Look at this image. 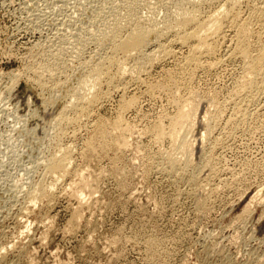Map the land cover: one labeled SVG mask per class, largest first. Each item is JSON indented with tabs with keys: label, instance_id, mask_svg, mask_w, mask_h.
<instances>
[{
	"label": "rangeland",
	"instance_id": "obj_1",
	"mask_svg": "<svg viewBox=\"0 0 264 264\" xmlns=\"http://www.w3.org/2000/svg\"><path fill=\"white\" fill-rule=\"evenodd\" d=\"M150 2L155 1L150 0ZM249 4L251 5L252 2L241 3L240 11L243 16L247 15ZM98 6V0H0V253L4 252V255L2 253L0 255V264H258L259 261V264H264V201H262L264 200V93H262L264 83L263 86L261 85V90L245 92L244 95L235 89L237 85L234 86V83L237 81L235 83L237 84L242 77L239 75L243 74L244 66L238 57L227 54L229 52L227 46H233L232 41L227 45L232 36L230 31L226 32L230 34V36L226 34V42L218 46L219 50L223 49L219 52L217 48L214 57L204 61L205 64L204 66L202 64L200 69H192L191 66L185 65L183 67L181 60L187 53L186 48L171 45L176 53L173 57L177 59L171 56L170 58H158L153 64L146 66L143 74L141 72L135 76L136 78L126 77L127 80L124 81V85L127 84L126 89L124 85L121 86L124 92L119 88V90H109L112 92L108 93L104 87L107 95L100 100L102 105H99L101 104L99 102L88 117H81L78 123L66 125L63 131L64 136L61 135L58 140L56 139L54 119H57L61 108L72 99L67 95H72V89L77 85L76 81L78 82L80 74L85 70L84 61L88 60V57H92L93 59H89L93 61L94 55L98 57L107 50L104 44H97L92 38L98 35L106 22L109 23L112 20V17L109 19L111 15L108 14L109 11L113 12L111 11L112 6L109 5L111 7L105 10L102 8L101 10ZM208 7V5H203L202 10ZM208 10L210 8L204 12ZM163 12V10L158 11V19L163 16ZM255 29L258 30L257 26ZM84 40L87 42L85 43ZM261 41L262 39L258 40L257 35L251 39L255 49ZM58 43L61 44V48L68 45L62 49L67 51V54L64 52L65 57L63 56L67 59L63 58L67 64L65 69L59 71L65 76L57 73L59 76L56 75L54 81L55 83L60 82L58 86L53 83V80L49 81L48 77H45L44 89V86L42 87L34 79L33 72H30L31 67L37 68L41 63L46 62L53 63V56L50 55L60 49ZM97 45L99 47L102 45L103 48H98ZM176 51L182 52L177 53ZM73 55H75V60ZM67 56L72 59V63L74 62L71 64L72 67L68 64L71 60L66 58ZM215 57H221L219 60L217 58V61L221 59L224 61L217 62ZM81 60L83 69L78 65ZM176 69L177 71L173 72ZM168 71L172 75L167 74ZM188 74H190L189 77H187ZM169 76L171 80L167 78ZM174 77L175 82L172 80ZM186 78H188L187 81ZM148 83L154 87L151 89ZM175 83L178 85V91H175L177 90ZM165 84L166 88L163 87ZM160 85H163L162 89H158ZM67 86L70 87L71 93L68 92ZM52 87H55L56 92ZM50 89L53 90L52 93ZM234 92L239 95L235 96ZM172 93H177V95L173 96ZM249 96L251 99L248 98ZM171 97L174 100L194 97L200 110L194 120L193 133L190 134L193 135L192 139H195L190 168H195L192 169L193 171L188 168L187 174L185 172L183 177L176 176L167 170L166 157L171 153L175 154L171 141L165 137L166 139L158 142L155 136V128L162 124V127L167 129L169 121L177 113L179 103L184 102V99L181 102L178 99L179 103L176 101L175 103H178L176 105ZM129 98L134 103H131L130 108L126 107L129 110L122 108L127 99V102L130 101ZM242 101L243 104L240 105ZM238 103L240 106L238 113L243 111V114L240 113L242 115L237 114ZM243 105L248 113L242 109ZM214 108L217 110L215 111ZM218 109L221 115L218 114L219 117L212 124L210 135L201 143L199 136L204 131L205 125L202 116L204 112L214 114ZM117 113L124 116L123 122L127 123L125 127L132 130L126 128L129 132L125 133V138H122V134L126 130L120 131L113 126L115 118L118 117ZM68 114L71 116L72 112ZM245 115H248V118ZM71 129L76 130V133H72ZM112 131L114 134H111ZM96 134L99 140L96 139ZM51 135L55 137L52 138ZM49 136L54 140L49 139ZM93 137L95 139H92ZM119 138L124 139L125 143ZM116 141L124 148L115 147ZM126 142L127 145H124ZM88 143L90 144L87 145ZM57 144L62 145L61 150L58 149ZM59 150L61 152H58ZM64 151L69 154L67 158H70V161L67 160L70 162H68L69 173L56 182L58 176L55 178L43 170L44 161L51 155L60 156ZM207 159H210L211 165ZM205 160L209 165V170ZM204 164L206 167L203 166ZM162 165L165 167L163 168ZM99 170H102L100 175L97 173ZM103 172L106 173L103 174ZM190 173L199 178L196 184L191 181L190 184ZM97 174L101 178H98ZM170 174L173 176L171 177ZM47 175L49 177H46ZM87 179L95 182L90 183L93 184V189L94 187L97 189L96 191L95 189L89 191L88 188L80 190V187H83L80 180L83 183ZM39 182H44V185L50 187L48 189L51 187L53 189L54 184L58 188L54 187L55 190H49L51 194L46 199H38L34 202L28 198L29 196L27 197L26 193H29L28 190L32 185ZM194 185L197 186L195 189ZM190 186H193V192L198 188L200 194L197 191L195 194L191 192ZM67 187H70L68 191ZM78 187L79 190H77ZM72 190L76 195L80 192L88 194H82V197L75 194L68 196L67 194H72ZM92 191L98 192L94 194L91 193ZM89 193L92 194L91 197ZM74 196L77 200L81 198V202L86 199L85 197L89 198L87 200L88 203L90 201L89 207L84 200L83 203L86 204L84 203L81 209L77 205L79 200L74 199ZM258 197L263 198L261 202L258 201ZM101 200L103 203L100 202ZM21 208L24 211L27 209L28 214L23 213ZM75 208H79L78 212L81 214L76 212ZM243 208H247L244 213ZM76 216L80 217L78 223ZM69 223L71 225H68ZM25 228L26 230H23ZM115 238L118 241H115ZM28 258H32L31 263Z\"/></svg>",
	"mask_w": 264,
	"mask_h": 264
},
{
	"label": "bare ground",
	"instance_id": "obj_2",
	"mask_svg": "<svg viewBox=\"0 0 264 264\" xmlns=\"http://www.w3.org/2000/svg\"><path fill=\"white\" fill-rule=\"evenodd\" d=\"M153 1V0H151ZM155 2H150V0H98L99 2V6L100 9H106L107 7H111V11H113L112 13L108 12V14H110L111 16H109V19L112 17V22L110 21L109 23H103L100 29V31L98 32V35H95L93 36L94 38H92L94 40V42L96 41L97 44L100 43V44H104V46L106 47V52L102 55H97L93 56L94 57V60L90 61V57H88V60L83 61L81 60L80 63L82 62L83 63V66L85 65L86 68L84 67V71L82 74H80L81 76L79 77L78 79V82L76 81L77 85H75V87L72 89V95H70L69 93L70 92V87L67 88L69 89V95L67 96H71L67 105L66 106H63L61 108V112H59V115H57V119H54L55 120V124L54 126L51 124V126L55 127V133H56V139L58 140V138H60L61 135H63V131H64V127L66 125H68L69 123H78V121L80 120V118L84 117V116H87L91 113L92 109H94V106L96 107V105L100 102V100L103 99V97L105 95H107V92L105 90L108 91V93L110 92L109 90H119V88H121L122 92H124L123 90V86L124 85V81L126 79V77H135V76H138L141 72L143 74V70L146 68V66L148 64H153V62H155L156 60H158V58H162V57H173L175 56V51L172 50V47L173 45H177L178 47H181V48H186V55L184 57L182 63H183V67L184 65L185 66H191L192 69H197L199 68L202 64L204 66V61L208 60V58L210 59V57H212L216 51H217V48L220 44L226 42V32L230 31L232 33V36L230 37L231 39L227 42V45L231 43V41L233 42V46H230V45H226L229 52L227 54L230 53V55L234 56V57H238L240 60H242L243 62V74L239 75V76H242L240 78V80L238 81L237 84H235L237 81H235L234 83V86H236V90L237 92L239 93H244L246 92H251V91H257L259 90L260 88H262L263 86V83H264V0H167V2H165V0H154ZM244 1H250L252 2V4L248 7L249 11L248 13H246L245 15L246 16H243V14L241 13L240 11V5L241 3ZM97 5V4H96ZM111 5V6H109ZM203 5H208L210 8V10H208V12H204L205 10H207L208 8L204 9V11L202 10V6ZM245 5V4H244ZM62 6V5H61ZM97 7V8H98ZM245 7V6H244ZM247 7V6H246ZM99 9V11H100ZM101 9V10H102ZM159 9V10H158ZM143 10H145V14L143 12ZM160 10H163L164 14L163 16L158 19V11ZM244 10V9H243ZM104 12V11H103ZM106 12V11H105ZM122 12H124L122 14ZM102 13V12H101ZM107 13V12H106ZM61 14V13H60ZM104 15V14H103ZM102 15V16H103ZM75 16V15H74ZM106 16V15H105ZM107 18V17H106ZM98 19V18H97ZM73 20V19H72ZM106 20V19H105ZM60 21V20H59ZM97 21V20H96ZM46 22V21H45ZM105 22V21H104ZM61 24V23H60ZM64 24V23H63ZM84 26V25H83ZM255 26H257V29H255ZM86 29V27H85ZM96 29V28H95ZM99 29V27H98ZM86 31V30H85ZM92 33V32H91ZM89 33V34H91ZM59 34V33H58ZM93 34V33H92ZM229 34V33H228ZM227 34V35H228ZM63 35V34H62ZM67 35V34H66ZM94 35V34H93ZM257 35L258 36V40L259 38L262 39L261 42H259L260 44L258 45L257 49H255V45L253 46L252 42H251V39H253V37ZM64 36V35H63ZM230 36V34H229ZM60 37V36H59ZM92 37V36H91ZM61 38V37H60ZM56 39V38H55ZM228 39V37H227ZM60 40V39H59ZM88 40V39H86ZM86 40L85 43L87 42ZM58 41V40H57ZM64 41V40H63ZM61 41V42H63ZM91 41V39L89 40V42ZM257 41V39H256ZM255 41V43H256ZM70 42V40H69ZM78 42V41H77ZM76 42V43H77ZM73 43V42H72ZM254 43V44H255ZM59 44V43H58ZM64 44V42H63ZM71 44V43H70ZM69 44V45H70ZM95 44V43H94ZM99 44V45H100ZM59 50L57 49V46H56V49H57V52H54L53 55L49 53L50 56H53V60L54 61L53 63H41L40 65L39 64H35V65H39L37 68H32L31 67V71L30 72H33V75H34V79L38 82V84H41V86L43 87L44 84L46 83L44 81V78L45 77H48L49 81L50 80H53L54 81V78L55 76H59L57 73H59V71H61V69H63L65 67V62L63 60V58L65 57L64 56V52L65 54H67V51H63L62 49L65 48V46L68 47V45H64V47L61 48V44H59ZM72 45V44H71ZM96 45V44H95ZM102 45L100 47H102ZM172 45V47H171ZM176 46V48H177ZM222 46V45H221ZM225 46V45H223ZM43 47V46H42ZM66 47V48H67ZM98 48H100L98 45H97ZM47 48V47H46ZM49 48V46H48ZM48 48L46 50H48ZM52 47L50 46V49ZM96 48V47H95ZM103 48V47H102ZM221 48V47H220ZM49 49V50H50ZM223 49V48H222ZM220 49V50H222ZM225 49V47H224ZM55 50V49H53ZM96 50V49H95ZM105 50V49H104ZM103 50V51H104ZM176 50V49H175ZM180 50V49H179ZM185 50V49H184ZM219 50V48H218ZM219 50V52H220ZM43 51V50H42ZM99 51V50H98ZM100 51H102L100 49ZM183 51V50H182ZM181 51V52H182ZM225 51V50H224ZM223 51V52H224ZM46 52V51H45ZM44 52V54H46ZM49 52V51H48ZM50 52H53V51H50ZM95 52V51H94ZM177 52V51H176ZM179 52V51H178ZM177 52V53H178ZM179 52V53H181ZM217 52V54L219 53ZM43 53V52H42ZM78 53V52H77ZM100 53V52H99ZM40 54V53H39ZM43 54V55H44ZM76 54V53H75ZM82 54V53H81ZM226 54V52H225ZM37 55V54H36ZM42 55V54H41ZM48 55V53H47ZM69 55V54H68ZM79 55V53H78ZM84 55V54H83ZM82 55V56H83ZM89 55H93V54H89ZM180 55V54H179ZM178 55V56H179ZM223 55V54H222ZM46 56V55H45ZM49 56V58H50ZM64 56V57H63ZM72 56V55H71ZM74 56V60H75V55ZM184 56V55H182ZM216 56V55H215ZM227 56V55H226ZM42 56H40L41 58ZM79 57H81L79 55ZM96 57V59H95ZM181 57V56H180ZM214 57V56H213ZM223 57V56H221ZM221 57H217L218 60L221 58ZM233 57V58H234ZM45 58V57H44ZM43 58V59H44ZM47 58V56H46ZM66 58H69L71 60V62H68V64L71 66L72 63V59L67 56ZM73 58V57H72ZM85 58V57H84ZM90 58V59H89ZM170 58V57H169ZM175 58V57H173ZM216 58V57H215ZM217 58H216V61H217ZM227 58V57H226ZM232 58V59H233ZM237 58V59H238ZM30 59V58H29ZM52 59V58H51ZM65 59V58H64ZM68 59V60H69ZM77 59V58H76ZM79 59V58H78ZM93 59V58H92ZM165 59V58H163ZM177 59V58H175ZM236 59V60H237ZM34 60V59H32ZM37 60V59H36ZM41 60V59H40ZM67 60V59H65ZM69 60V61H70ZM73 60V61H74ZM80 60V59H79ZM84 60V59H83ZM166 60V59H165ZM223 60V59H221ZM220 60V61H221ZM235 60V61H236ZM43 61V60H42ZM47 61H49L47 59ZM160 61V60H159ZM178 61V60H177ZM176 61V62H177ZM180 61V60H179ZM180 61V62H181ZM215 61V60H214ZM215 61V62H216ZM220 61H217V62H220ZM224 61V60H223ZM239 61V60H237ZM78 62V61H77ZM209 62V61H208ZM212 62V61H211ZM217 62H216V65H217ZM39 63V62H38ZM79 63V62H78ZM78 64L79 66L82 65L81 64ZM34 64V63H33ZM213 64V62H212ZM219 64V63H218ZM241 64V63H240ZM181 65V64H180ZM209 65V64H208ZM216 65L214 64V66L216 67ZM30 66V65H28ZM32 66V65H31ZM76 66V64L74 65ZM149 66V65H148ZM182 66V65H181ZM213 66V65H212ZM219 66V65H218ZM242 66V65H241ZM36 67V66H35ZM68 67V66H67ZM72 67V66H71ZM78 67V66H77ZM82 67V66H81ZM151 67V66H150ZM150 67H149V70H150ZM69 68V67H68ZM178 68V66H177ZM208 68V67H207ZM213 69V67H210ZM27 69V68H26ZM65 69V68H64ZM67 69V68H66ZM75 69V68H74ZM77 69V68H76ZM83 69V67H82ZM188 69V68H186ZM200 69V68H199ZM29 70V69H28ZM72 71V69H69ZM182 70V69H181ZM181 70H179L181 72ZM241 70H242V67H241ZM71 71L69 72V74L71 73ZM74 71V70H73ZM145 71V70H144ZM146 71H148L146 69ZM177 69L173 72H176ZM187 71V70H186ZM205 71V70H204ZM29 72V73H30ZM65 72V70H64ZM63 72V73H64ZM76 72V71H75ZM185 72V71H184ZM188 72V71H187ZM186 72V73H187ZM193 72V70H192ZM68 73V72H67ZM146 73V72H144ZM167 73V72H166ZM172 73V72H170ZM191 73V72H190ZM196 73V72H194ZM62 75V73H59ZM68 74V75H69ZM79 74V73H78ZM169 74V71L168 73ZM180 74V73H179ZM73 75V73H72ZM169 75H172V74H169ZM178 75V74H177ZM181 75H184L183 73H181ZM31 76V75H30ZM62 76H65L64 74ZM175 76V75H173ZM190 74H188L187 77H189ZM192 76L193 73H192ZM26 77V76H25ZM71 77V76H69ZM140 77V76H139ZM178 77V76H177ZM180 77V75H179ZM186 77V76H185ZM57 78H60V77H57ZM64 78V77H63ZM77 78V77H76ZM129 78V79H130ZM136 78V77H135ZM164 78V77H163ZM166 78V77H165ZM169 80L170 79V76L167 77ZM184 78V77H183ZM193 78V77H192ZM33 79V77H32ZM47 79V80H48ZM71 79V78H69ZM167 79V80H168ZM179 79V78H177ZM185 79V78H184ZM188 78H186V81H187ZM59 80V79H58ZM76 80V79H75ZM127 80V79H126ZM131 80V79H130ZM129 80V82H130ZM144 80V78H143ZM168 80V81H169ZM174 82H175V77L174 79H172ZM182 80V79H181ZM191 80V79H190ZM66 81H68L66 79ZM71 81V80H70ZM134 81V80H133ZM180 81V80H179ZM192 81V80H191ZM35 82V81H34ZM58 82V81H57ZM55 83V81L53 82L56 86L59 85V83ZM75 82V81H74ZM136 82V81H135ZM144 82V81H143ZM172 81H170L171 83ZM172 82V84L174 83ZM128 83V82H127ZM142 83V82H141ZM167 83V82H165ZM48 84V83H47ZM51 84V82H50ZM61 84H62V81H61ZM64 84V83H63ZM149 84V83H148ZM158 84L159 81H158ZM162 84V83H161ZM164 84V83H163ZM169 84V83H167ZM171 84V85H172ZM176 84V83H175ZM174 84V85H175ZM74 85V84H73ZM129 85V83H128ZM143 85V84H142ZM157 85V84H156ZM173 85V86H174ZM177 85V84H176ZM175 85V86H176ZM180 85V84H179ZM186 85V84H185ZM262 85V86H261ZM39 86V85H38ZM50 86V85H49ZM53 86V85H52ZM55 86V87H56ZM125 86V85H124ZM127 86V84H126ZM126 86H125V89H126ZM150 86V84H149ZM161 86V85H160ZM163 86V85H162ZM162 86L161 87H156L158 89H162ZM166 84L163 86L165 87ZM55 87L53 89H55ZM66 87V86H65ZM73 87V86H71ZM104 87L105 90L103 89ZM151 87V86H150ZM154 87V86H153ZM151 87V89L153 88ZM181 87V86H180ZM63 88V87H62ZM166 88V87H165ZM173 88V87H172ZM178 88V85L175 89ZM44 89H45V86H44ZM47 89V88H46ZM61 89V88H60ZM189 89V88H188ZM52 93L53 90L50 89ZM62 90V89H61ZM191 90V89H189ZM234 90V89H233ZM261 90V89H260ZM63 91V90H62ZM175 91H178L175 90ZM182 91V90H181ZM193 91V90H192ZM235 91V90H234ZM9 92V91H7ZM55 92H56V89H55ZM66 91H64L65 93ZM112 92V91H111ZM110 92V93H111ZM128 92V91H127ZM191 92V91H190ZM194 92V91H193ZM232 92V90L230 91ZM229 92V93H230ZM236 92V91H235ZM234 92V93H235ZM259 92V91H258ZM262 93H264V90H262ZM66 94V93H65ZM113 94V93H112ZM147 94V93H146ZM150 94V93H149ZM154 94V93H153ZM173 96L174 94L177 95V93H172ZM187 94H190V93H187ZM256 94V92H255ZM55 95V94H54ZM119 95V94H118ZM122 95V94H121ZM120 95V96H121ZM131 95V94H130ZM175 95V96H176ZM192 95V94H191ZM229 95V94H228ZM236 95H239L237 93H235V96ZM246 96H248L247 94H245ZM258 95V94H257ZM109 96V94H108ZM124 96V95H123ZM167 96V95H166ZM172 96V97H173ZM222 96V95H221ZM234 96V95H233ZM234 96V97H235ZM241 96V95H240ZM251 96V94H250ZM250 96L248 98H250ZM254 96V95H253ZM252 96V97H253ZM261 96V95H260ZM107 97V96H106ZM168 97V96H167ZM171 97V98H172ZM187 97V95L185 96ZM244 97V96H242ZM123 98V97H121ZM120 98V99H121ZM133 98V96L131 97ZM210 98V97H209ZM230 98V97H229ZM229 98L228 99V103H229ZM232 98V97H231ZM230 98V99H231ZM239 98V97H238ZM245 98V97H244ZM106 99V98H105ZM173 99V98H172ZM178 99L177 100H172L174 103L177 101L178 102ZM181 99V98H180ZM179 99V100H180ZM184 99V102L182 103H179L180 105H178L176 112V115H173V118H171V120L169 121V126L166 128H163L162 127V124L161 125H158L156 128H155V136H156V140H158V142L160 141H163V139L166 137L167 139H169L170 143L172 144L173 146V150L175 152V154H169L167 155L166 157V164H167V167H168V172L176 175V176H180V177H183L185 172L188 171L187 169H191L190 166L191 163H192V160H191V156L193 155L192 153V147H193V142H194V138L192 139V136L190 135L192 132V128H193V125H194V120L195 118L197 117V115L199 114V104L196 102V100L194 99V97H189L188 99L187 98H183ZM182 99V100H183ZM197 99V98H196ZM204 99V98H203ZM226 99V100H227ZM251 99V98H250ZM123 100V99H122ZM128 100V99H127ZM125 102L123 105H122V108H126L127 106H129V108L131 107V103L133 104V102H131V99L129 98L130 101ZM133 100V99H132ZM140 100V99H139ZM180 100V102L182 101ZM201 100V99H199ZM212 100V99H211ZM240 100V98L238 99ZM253 100V99H252ZM251 100V101H252ZM210 101V100H209ZM218 101V100H217ZM237 101V100H236ZM244 103L245 100L243 99ZM243 101L240 105L243 104ZM249 101V100H248ZM259 101V100H258ZM122 102V101H121ZM205 102V101H204ZM216 102V101H215ZM232 104H233V101H231ZM101 103V102H100ZM137 103V102H136ZM173 103V104H174ZM177 103V104H178ZM223 103V102H222ZM221 103V104H222ZM226 104V102H224ZM223 103V104H224ZM172 104V103H171ZM176 104V103H175ZM176 104V105H177ZM206 104V103H205ZM209 104V103H208ZM215 104V103H214ZM218 104V103H217ZM230 104V103H229ZM247 104V103H246ZM99 105H102L99 104ZM204 105V104H203ZM219 105V104H218ZM212 106V104H211ZM221 106H224V105H221ZM227 106V105H226ZM233 106V105H232ZM236 106V105H235ZM246 106V105H245ZM251 106V105H250ZM219 107V106H218ZM238 107V108H237ZM237 114H240L242 113L243 114V111L238 113V109H240V106H239V103H238V106H237ZM244 110H246V112L248 113L247 109H245L244 105L242 106ZM208 108H211V107H208ZM216 108V107H215ZM214 108V109H215ZM220 108V107H219ZM222 108V107H221ZM224 108H227L224 106ZM223 108V109H224ZM232 108V107H231ZM127 110H129L128 108H126ZM202 109V108H201ZM213 109V108H212ZM123 110V109H122ZM121 110V111H122ZM217 109H215L216 111ZM219 110L217 112H215L214 114H209L207 112H204V116H202L204 119L202 121H204V131L200 134L199 136V140L200 142L202 143L204 140H206V138H208V136L210 135L211 133V128H212V124L216 121V118L219 117L221 115V113L219 114ZM120 111V113H121ZM208 111V110H207ZM240 111V110H239ZM68 112H72V115L69 116ZM119 112V111H118ZM94 113V112H93ZM125 113V112H124ZM224 113V112H223ZM222 113V114H223ZM233 113V111H232ZM245 113V111H244ZM246 113V114H247ZM208 114V115H207ZM219 114V116H218ZM240 114V115H242ZM118 117L115 118L116 120L112 123L113 126L122 131V130H126V128L128 127H125V124L124 121V116L122 117L121 115H119L117 113ZM123 115V114H122ZM203 115V114H202ZM224 115V114H223ZM222 115V116H223ZM249 115V114H248ZM247 115V116H248ZM237 116V115H235ZM246 116V115H245ZM246 116V117H247ZM232 117V116H231ZM241 117H244V116H241ZM240 117V118H241ZM90 118V117H89ZM94 118V117H93ZM102 118V117H101ZM236 118V117H235ZM239 118V119H240ZM245 118V117H244ZM248 118V117H247ZM246 118V119H247ZM222 119V117H221ZM220 119V120H221ZM234 119V118H233ZM237 119V120H239ZM243 119V118H242ZM241 119V120H242ZM245 119V121H246ZM93 120V119H92ZM163 120V119H161ZM228 120V119H227ZM53 121V119H52ZM81 121V120H80ZM90 121H91V118H90ZM54 122V121H53ZM52 122V123H53ZM236 121H234L235 123ZM90 123V122H89ZM93 123V122H92ZM228 123V122H227ZM242 123V122H241ZM199 124V123H198ZM239 124V123H238ZM84 125H86L84 123ZM98 124H96V127H98V131H99V126H97ZM107 125V124H106ZM72 126V125H71ZM215 126V125H214ZM213 126V128H214ZM219 126V125H218ZM236 126V125H235ZM238 126V125H237ZM86 127V126H85ZM92 127V126H91ZM105 127V126H104ZM103 127V128H104ZM109 127V126H108ZM111 127V126H110ZM75 128V127H74ZM78 128V127H77ZM101 128V127H100ZM54 129V128H53ZM79 129V128H78ZM87 129V128H86ZM92 129V128H91ZM93 129H95L93 127ZM92 129V130H93ZM108 129V128H107ZM106 129V130H107ZM115 129V130H116ZM133 129V128H132ZM72 130V129H71ZM74 130V129H73ZM72 130V131H73ZM80 130V129H79ZM89 130V129H88ZM110 130V129H109ZM128 130H131L128 128ZM195 130V129H194ZM213 130V129H212ZM67 131V130H66ZM76 131V130H75ZM75 131H73L72 133H74ZM78 131V130H77ZM108 131V130H107ZM111 131V130H110ZM132 131V130H131ZM96 132V131H95ZM102 132H103V129H102ZM118 132V131H117ZM127 132V130L124 132V134H122V138L125 136V133ZM129 132V131H128ZM127 132V133H128ZM54 133V132H53ZM66 133V132H65ZM71 133V132H70ZM76 133V132H75ZM99 133L101 134V130L99 131ZM98 133V134H99ZM49 134V133H48ZM47 134V135H48ZM104 134H106L107 136V133L104 132ZM104 134H102L103 136H105ZM110 135V133H108ZM111 134H114V131H112ZM130 134V133H129ZM55 135V134H53ZM51 135V136H53ZM67 135V134H66ZM73 135V134H71ZM75 135V134H74ZM94 135V134H93ZM116 135V134H115ZM64 136V135H63ZM101 136V135H100ZM99 136V137H100ZM102 136V138H103ZM45 137V136H44ZM55 136H53L52 138H54ZM69 137V136H68ZM96 139H97V134H96ZM95 137H93L92 139H95ZM117 137V136H116ZM115 137V138H116ZM213 137V136H212ZM63 138V137H62ZM61 138V139H62ZM72 138V137H71ZM74 138V136H73ZM101 138V137H100ZM113 138V136H112ZM125 138V137H124ZM127 138H130V137H127ZM153 138V137H152ZM165 138V139H166ZM49 139L50 136H49ZM60 139V140H61ZM120 139V138H119ZM211 139V138H210ZM51 140H54V139H51ZM99 140V139H97ZM104 140V139H103ZM118 141V139H116ZM122 140V139H120ZM197 140V138H196ZM74 141V140H73ZM86 141V140H84ZM95 141V140H93ZM115 141V139H114ZM113 141V142H114ZM116 141V143H117ZM124 143V139L122 140ZM165 141V140H164ZM198 141V140H197ZM49 142V141H48ZM71 142V141H69ZM99 142V141H98ZM112 142V143H113ZM119 142V141H118ZM123 142H120L121 144ZM51 143V142H50ZM58 143H61L60 141H58ZM67 143V142H66ZM72 143V142H71ZM94 143V142H93ZM102 143V142H101ZM116 143H115V147L117 148H124L123 145L122 146H119L118 143H117V146H116ZM156 143V142H155ZM169 143V144H170ZM200 143V145H201ZM48 144V143H47ZM73 144V143H72ZM90 143H88L87 145H89ZM120 144V145H121ZM163 144V143H162ZM51 145V144H49ZM59 146V144H57ZM69 145V144H67ZM124 145H127V142L126 144ZM137 145V143H136ZM158 145V144H157ZM48 146V145H47ZM62 146V145H60ZM59 146V147H60ZM64 146V145H63ZM119 146V147H118ZM202 146V145H201ZM57 147V146H56ZM58 149H62V147H60ZM68 147V146H67ZM78 147V146H77ZM89 147V146H88ZM91 147V146H90ZM89 147V148H90ZM137 147V146H136ZM53 148V147H52ZM51 148V149H52ZM66 148V147H65ZM70 148V147H68ZM97 148V147H96ZM114 148V147H113ZM126 148V146H125ZM130 148V147H129ZM196 148V147H195ZM204 148V147H202ZM49 149V147H48ZM64 149V148H63ZM92 149V148H91ZM94 149V148H93ZM197 149V148H196ZM58 151V152H61V151ZM65 150V149H64ZM67 150V149H66ZM71 150H73L71 148ZM105 150V149H104ZM204 150V149H203ZM54 151V150H53ZM57 151V150H56ZM94 151V150H93ZM111 151V150H110ZM118 151V149H117ZM121 151V149H120ZM42 152V151H41ZM48 152V151H47ZM126 152V151H125ZM140 152V151H139ZM53 153V152H52ZM203 153V152H202ZM56 154V152H55ZM59 154V153H58ZM168 154V153H166ZM67 152L64 151L60 156L59 155H51L49 158H47L44 162V168L43 170L45 172H47L48 174L54 176L55 178L58 176L57 181H60L58 179L65 177L66 175H68L69 173V170H68V167H69V164L68 162L70 161L68 158H67ZM161 155V154H160ZM39 156V155H38ZM48 156V155H46ZM92 156V155H91ZM107 156V155H106ZM119 156V155H118ZM208 156V155H207ZM69 157V156H68ZM164 157V156H163ZM204 157V156H203ZM41 158V157H40ZM45 158V157H44ZM67 160H69L67 162ZM136 160V159H135ZM201 160V158H200ZM208 160V159H207ZM210 160V159H209ZM208 160V162H209ZM42 161V164H43V160ZM165 161V160H164ZM163 161V162H164ZM202 161V160H201ZM204 161V160H203ZM40 162V161H39ZM117 162V161H116ZM214 162V161H213ZM70 163V162H69ZM162 163V162H161ZM164 163V164H165ZM201 163V162H200ZM199 163V164H200ZM206 160H205V164H206ZM210 163V162H209ZM38 164V163H37ZM72 164V163H71ZM117 164V163H116ZM197 164V163H196ZM203 164V163H202ZM205 164L203 165L204 167H206L208 164ZM211 165V163H210ZM88 166V165H87ZM163 168L165 167L164 165H162ZM194 166V165H193ZM199 166V165H198ZM28 167V166H27ZM85 167V166H84ZM96 167V166H95ZM158 167V166H157ZM156 167V168H157ZM166 167V168H167ZM200 167H202V165H200ZM88 168V167H87ZM111 168V167H110ZM195 168V167H193ZM192 168V169H193ZM199 168V167H198ZM125 169V168H124ZM159 169V168H158ZM191 169V170H192ZM204 169V168H203ZM202 169V171H203ZM209 165H208V170H209ZM213 169V168H212ZM211 169V170H212ZM72 170V169H71ZM80 170V169H79ZM91 170V169H90ZM161 170V169H160ZM195 170V169H194ZM201 170V169H200ZM215 170V169H214ZM81 171V170H80ZM83 171V170H82ZM102 171V170H101ZM101 171L99 170V175L101 173ZM113 171V170H112ZM163 171V169H162ZM193 171V170H192ZM196 171V170H195ZM26 172V171H25ZM43 172V173H45ZM199 172V171H198ZM28 173V172H27ZM75 173V172H74ZM80 173V172H78ZM83 173V172H82ZM106 173V172H103V174ZM114 173V172H112ZM163 173V172H162ZM189 173V172H188ZM192 173V172H191ZM190 173V180L189 182L191 181L193 184H196V180L199 179L197 178V175H191ZM46 174V173H45ZM44 174V175H45ZM76 174V173H75ZM85 174V173H83ZM81 174V175H83ZM89 174V173H88ZM167 174V173H166ZM169 174V173H168ZM187 174V172H186ZM207 174V173H206ZM43 175V176H44ZM80 175V174H79ZM80 175V176H81ZM97 174V177L99 178V176ZM42 176V175H41ZM171 176V174H170ZM173 176V175H172ZM171 176V177H172ZM46 177H49L48 175ZM45 177V178H46ZM90 177V176H89ZM88 177V178H89ZM96 177V179H97ZM106 177V176H105ZM187 177V175H186ZM199 177V175H198ZM201 177V176H200ZM101 178V177H100ZM120 178V177H119ZM185 178V177H184ZM41 180V178H39ZM54 179V178H53ZM55 179V180H56ZM81 179V178H79ZM86 179V178H85ZM91 179V178H89ZM178 179V178H176ZM186 179V178H185ZM44 180V179H43ZM51 180V179H50ZM54 180V181H55ZM66 180V179H65ZM83 180V179H81ZM80 180V184H82L83 187H80V190L81 188L83 190H85L86 188L89 189V191L94 190L93 189V184L90 183V182H93V181H82ZM99 180V179H98ZM182 180V179H181ZM188 180V179H187ZM186 180V181H187ZM45 181V180H44ZM48 181V180H46ZM53 181V182H54ZM95 181V180H94ZM175 181V180H174ZM184 181V180H183ZM49 182V181H48ZM72 182V181H71ZM71 182H69L71 184ZM78 183V181H76ZM188 182V181H187ZM190 182V184H191ZM198 182V181H197ZM30 183V182H29ZM44 183V182H43ZM42 182H39L35 185H30L31 186V189L28 187V190L29 193H26L27 197L31 200V201H34L36 202L35 200H38V199H46L48 197L49 194V190H53L55 186H53V189L51 187V189H48L50 187H47V185L43 184ZM47 183V182H46ZM51 183V182H50ZM50 183H47V184H50ZM76 183V184H77ZM95 183V182H93ZM99 183V182H97ZM31 184V183H30ZM73 184V183H72ZM79 184V183H78ZM77 184V185H78ZM189 183H187L188 185ZM198 184V183H197ZM28 185V184H27ZM75 186V184H73ZM49 186V185H48ZM68 186V185H67ZM195 186L194 185V189H195ZM199 186V184L197 185ZM196 186V187H197ZM202 186V185H201ZM98 187V186H97ZM191 187V186H190ZM193 187V186H192ZM192 187H191V192L192 191ZM58 188V187H56ZM64 188V187H63ZM119 188V187H118ZM68 189H70V187L68 188L67 187V191ZM205 189V188H204ZM27 190V188H26ZM55 190V189H54ZM64 190V189H63ZM79 190V187L78 189ZM82 190V191H83ZM97 189H95L94 191H96ZM27 191V192H28ZM94 191H92L91 193H94ZM198 192V188L196 190ZM195 191V192H196ZM210 191V190H209ZM257 191V190H256ZM98 192V191H97ZM94 193V194H97ZM195 192H193L195 194ZM260 192V191H258ZM56 193V192H55ZM200 194V192H198ZM205 193V192H204ZM75 194V191L73 192L72 190V194L69 193L67 194L68 196L69 195H74ZM78 194H79V191H78ZM82 194H84L83 192H80L79 195H76L78 197H82ZM88 194V193H86ZM84 194V195H86ZM90 194V193H89ZM256 194V192H255ZM258 194V193H257ZM264 194V193H263ZM83 195V196H84ZM92 194H90V197H91ZM53 196L55 197V194H53ZM206 196V195H205ZM257 196V195H255ZM53 197V198H54ZM72 197V196H71ZM89 197V195H88ZM89 197V198H90ZM252 197V196H250ZM26 198V199H28ZM77 198V197H76ZM75 196H74V199H76ZM86 199V202H87V207H89V203H88V199L87 197H85ZM205 198V197H204ZM254 198V197H252ZM250 198V199H252ZM51 199V198H50ZM201 199V198H200ZM261 199H263L262 197H258V201H260ZM77 200V199H76ZM79 200V201H78ZM78 202H77V205H79V207L82 209L81 206L84 205L83 201L81 202V198H78ZM257 200V198L255 199ZM28 202V200H25ZM95 201V200H94ZM97 201V200H96ZM95 201V202H96ZM200 201V200H199ZM203 201V199H202ZM252 201V200H251ZM264 201V200H262ZM30 202V201H29ZM52 203V201H50ZM98 202V201H97ZM102 202V200L100 201ZM261 202V201H260ZM80 203V204H78ZM82 203V204H81ZM103 203V202H102ZM140 203V202H139ZM199 203V202H198ZM249 203V202H248ZM257 203V201L255 202ZM31 204V202L29 203ZM34 204V203H33ZM32 204V205H33ZM36 204V203H35ZM50 204V203H49ZM86 204V203H85ZM205 204V203H204ZM259 204V202H258ZM27 204H25L26 206ZM100 205V204H99ZM247 205V204H245ZM94 206V209H95V205ZM203 206V205H201ZM200 206V207H201ZM251 206V205H250ZM24 207V205H23ZM248 208V206H246ZM84 208V207H83ZM245 208V209H247ZM253 207H251L252 209ZM22 209V208H21ZM40 209V207H39ZM77 209L76 212H78V209L79 208H75ZM86 209V208H85ZM88 209V208H87ZM86 209V210H87ZM109 209V208H108ZM200 209V208H199ZM244 208H243V213L246 211ZM23 210V213L25 212L26 214H28V212H26V210L24 211ZM21 210V212H22ZM32 210V209H31ZM30 210V211H31ZM74 210V209H73ZM205 210V209H204ZM248 210L250 211V209L248 208ZM247 210V212H248ZM253 210V209H252ZM251 210V211H252ZM75 212V211H73ZM89 212V211H88ZM80 213V212H78ZM241 213V215L243 214ZM25 214V215H26ZM72 214V213H71ZM81 214V213H80ZM249 214V213H248ZM73 215V214H72ZM78 215V214H77ZM245 216V214H243ZM75 216V214H74ZM81 216V215H79ZM79 216H76L77 220L75 219V217H73L76 222L78 221V218H80ZM83 216V215H82ZM86 216V215H85ZM84 216V217H85ZM239 216V215H237ZM26 217V216H25ZM72 217V216H71ZM27 218V217H26ZM72 218V219H73ZM82 218V217H81ZM245 218V217H244ZM28 219V218H27ZM51 219V218H50ZM237 219V218H236ZM241 219V218H240ZM247 219V218H246ZM47 221H49L47 218H46ZM45 220V221H46ZM74 220V221H75ZM80 220V219H79ZM89 220V219H88ZM242 220V219H241ZM28 222V221H27ZM34 222V220L32 221ZM79 222V221H78ZM77 222V223H78ZM88 222V221H87ZM28 224V223H26ZM42 224V223H41ZM89 224V222H88ZM31 225V224H30ZM68 225H71V223H69ZM78 225V224H77ZM22 226V225H21ZM24 226H25V223H24ZM29 226V224H28ZM48 226V225H47ZM50 227V226H49ZM28 229V227H26ZM23 229V230H26ZM28 232V231H27ZM48 232V231H47ZM18 233V232H17ZM44 233V232H43ZM42 233V234H43ZM92 233V232H91ZM6 235V234H5ZM15 235V234H14ZM13 236V235H12ZM45 239V238H44ZM116 239V238H115ZM115 241H118L117 239ZM13 243V242H12ZM111 243V242H110ZM117 243V242H116ZM9 246L11 244H8ZM6 245V247L8 246ZM14 246V245H13ZM12 246V248H13ZM103 247V246H102ZM8 248V247H7ZM11 248V247H10ZM2 251L3 250V247H1ZM9 249V248H8ZM115 249V248H114ZM117 249V248H116ZM118 250V249H117ZM1 251V250H0ZM2 253V252H1ZM0 253V255H1ZM4 253V252H3ZM2 253V254H3ZM210 253V252H209ZM4 255V254H3ZM6 255V254H5ZM28 255V254H27ZM70 255V254H69ZM251 255V254H250ZM2 257V256H1ZM111 257V256H110ZM256 257V256H255ZM260 257V256H259ZM59 258V257H58ZM230 258V257H229ZM258 258V257H257ZM263 258V257H262ZM14 259V258H13ZM25 259V258H24ZM27 259V257H26ZM30 259V258H28ZM32 259V258H31ZM30 259L29 263L32 262V260ZM261 259V257H260ZM98 260V259H97ZM231 260V259H230ZM255 260V259H254ZM14 261V260H13ZM16 261V260H15ZM259 261V259H258ZM257 261V262H258ZM10 262V261H9ZM28 262V261H27ZM64 262V261H63ZM101 262V261H100ZM220 262V261H219ZM255 262V261H254ZM256 262V263H257ZM260 262V261H259ZM258 262V264H259ZM264 262V261H263ZM23 263V262H22ZM25 263V262H24ZM34 263V261H33ZM228 263V262H227ZM11 264V263H10Z\"/></svg>",
	"mask_w": 264,
	"mask_h": 264
}]
</instances>
